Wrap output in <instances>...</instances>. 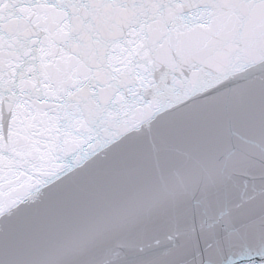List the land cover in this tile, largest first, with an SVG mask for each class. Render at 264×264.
I'll use <instances>...</instances> for the list:
<instances>
[{"label":"snow or ice","instance_id":"1","mask_svg":"<svg viewBox=\"0 0 264 264\" xmlns=\"http://www.w3.org/2000/svg\"><path fill=\"white\" fill-rule=\"evenodd\" d=\"M0 264H264V0H0Z\"/></svg>","mask_w":264,"mask_h":264}]
</instances>
